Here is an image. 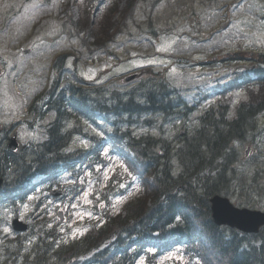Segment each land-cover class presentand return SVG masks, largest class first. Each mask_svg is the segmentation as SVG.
I'll use <instances>...</instances> for the list:
<instances>
[{"label": "rangeland", "instance_id": "1", "mask_svg": "<svg viewBox=\"0 0 264 264\" xmlns=\"http://www.w3.org/2000/svg\"><path fill=\"white\" fill-rule=\"evenodd\" d=\"M38 1L40 0H0V122L28 118L26 113L29 105L41 94H46V90L51 86L52 77L57 78L59 70H57L58 74H55L54 66L57 62L56 58L63 53L67 55L62 66L63 78L59 81L60 85L66 87L70 78L81 85H96L104 88L101 93L107 92L115 98L112 104L117 103L128 90L137 93L138 81H124L125 75L150 66L157 69L167 68L171 83L182 87L179 91L186 94L187 101H179L176 108L180 110L178 109L179 112L174 114L157 113L154 116L148 114L122 122L124 116L115 122L117 115H107L102 110H95L92 113L93 117H90L84 126L85 129L89 127L90 133L98 135L102 141L108 140L107 134H114V124L122 125L120 132H128L130 128L133 131L131 133L129 130L131 135H155L168 141H175H171L172 143H178L177 139L186 134L204 128L209 123L213 124L212 121L209 122L210 120L217 124L224 121L231 123L236 111L239 113L238 120H243V105L240 107L236 105L245 95L243 88L232 91V107L227 106L221 110L209 109L206 114H203L204 108L218 95L211 94L210 98L202 99L199 92L217 79L224 81L232 75H237L242 68L258 64L257 60L264 54L262 53L264 52V0H161L153 8H151L153 0H145L137 9L135 18L129 19L121 30L115 28L105 32L103 27L106 19L119 6H123L124 9L127 2L103 0L93 11L95 5L90 4V0H75L70 9L72 16L76 19L82 18L86 9L93 12L92 29L103 40L102 46L94 47L93 52L89 50L84 34L71 23L69 11L65 9L71 0H58L56 4L50 0H42L44 6H38ZM148 23L158 32L156 36L150 33ZM93 38L90 37L89 43H93ZM152 40L157 41L156 44ZM26 49L29 52H26ZM106 49H109L110 54L106 53ZM234 52H241L245 58L228 56V53L234 54ZM251 52L261 53H257L254 61ZM176 57L184 61L178 63ZM75 68L78 71L72 76ZM237 84H242V81H238ZM13 96L20 98L18 103H14ZM92 98L97 99L92 95L86 97L89 111L92 107L97 108L96 104L91 103ZM172 99L174 102L178 101L177 98ZM38 104L41 109L50 113L43 120L54 117L55 111H48L43 99ZM188 104L192 106L196 104V106L191 108ZM74 110L78 111L75 108ZM259 110L260 115L257 117L260 122L264 120V112ZM257 117L253 138L242 141V144L237 143L236 147L240 151L239 168L244 167L248 173L256 167L257 170H261L255 188L263 189L264 126L257 122ZM39 131L31 133L27 128L21 129V133L31 136L29 140L36 143L41 139ZM79 136L83 137L77 138ZM22 139L28 141L26 138ZM93 142L94 139L88 134L78 133L74 136L68 151L73 152L79 148L89 149ZM248 146H251L253 151L246 152L252 154L247 158L245 148ZM4 148L0 146V155ZM103 151L108 155L109 167L118 166L114 163L120 159V156L108 154V145L103 147ZM25 157L26 160L17 162L13 169L17 167L28 169L26 164L31 160V156L26 154ZM242 161L245 162L244 166ZM118 163L121 164L119 160ZM119 173L123 175L124 171L121 170ZM88 174L86 168L81 180H86L84 177ZM58 175L59 183L69 186L68 184L73 183L70 179L76 177V172L73 174L61 168ZM109 175L110 171L106 170L103 181ZM247 177L248 174L240 173L234 180L242 186L246 184L247 188L249 184ZM11 178L12 181L14 178L18 179L16 174H12ZM31 178L24 186L26 190H32V193L27 201L18 203L19 208L11 203V192L5 188V195L7 194L8 198L6 202H0V264H13V259L19 257L13 259L11 257L7 260L6 247L11 251L19 245L12 246L13 241L25 243L24 249L29 251L45 238V228L50 230L54 226L61 237L60 242L73 240L85 232L83 221L92 214L86 205H89L87 202L96 183L93 176L90 178L91 184L76 196H72L68 188L65 191L67 195L57 198H47L49 185L57 183L50 181L47 183L43 176ZM234 180H231V190L228 189L230 193L248 195L249 193L246 194L248 191H236L232 188ZM129 181L130 177L125 178L121 185L127 187ZM5 184L10 183L4 181L1 190H4ZM134 185L137 189L138 184ZM131 191L130 187L124 195L118 197L115 209L119 210L122 207ZM250 198L256 206L261 207L260 204L264 203L262 193L250 192ZM58 209L65 211L64 222L59 220ZM258 209L264 210L263 206ZM14 218H20L30 227L23 233L15 232L16 230L11 227ZM182 248L177 245L170 249L160 261L163 264L186 263L188 257ZM217 262L223 264L222 257ZM16 263L25 264L23 259L17 260ZM139 263L142 264L143 259ZM78 264L88 263L81 261Z\"/></svg>", "mask_w": 264, "mask_h": 264}, {"label": "trees", "instance_id": "2", "mask_svg": "<svg viewBox=\"0 0 264 264\" xmlns=\"http://www.w3.org/2000/svg\"><path fill=\"white\" fill-rule=\"evenodd\" d=\"M141 1L143 0H125L127 5L124 9L119 6L118 15L111 18L110 29L113 25L122 26ZM157 4L158 0H153L152 8ZM122 14L123 19L120 21L119 15ZM73 22L83 24L85 32H90V15ZM65 57L61 56L56 60L55 67L59 74L57 71L58 76L52 78L53 84L45 95L49 96L46 100L47 110H53L57 115L49 127V139L39 149V155L27 163H36L35 167L52 176L56 166L73 156L81 165H87L92 171L100 173V180L101 173L108 164L103 147L108 145L109 153L120 155L125 166L127 165V174L139 178L142 189L132 194L119 210L115 209L113 198L123 194L125 190L115 183L123 175L118 171L114 172L104 186L97 185L94 189L92 198L96 202L92 205L96 214L85 220V234L61 243L57 234V240L37 245L28 253H24L27 251L24 243L14 242V245H19L15 250H9V258L19 256L13 259L15 263L25 258V264H76L83 256L88 257L91 264H139L141 258L144 259V264H161L160 259L169 247L182 243L190 259L194 256L201 260L199 264H221L217 262L221 257L223 264H264V230L260 234L252 235L219 227L212 219L210 208V198L214 195L233 194L229 191L231 180L240 173L248 174L247 188L246 184L242 186L236 180L232 188L236 191H248L246 194H249L236 197L239 202L249 201L255 206L250 192L264 194V188H255L261 170L256 167L248 173L244 167L239 168L238 149L235 146L236 140L242 142L253 138V130L248 126L254 120L252 112L264 109L263 88L250 102L244 103L243 120L238 118L231 123L224 121L220 124L210 120L213 124L208 122L204 128L177 139L178 143L150 135L133 136L129 130L120 132L122 125L114 124V134L107 135L108 140L97 138L92 149L67 153L64 151L69 143L70 132H63L64 125L78 119L74 114H86L87 96L97 98H92L91 103L97 105V108L92 109L102 110L107 115H117L115 122L124 116L127 118L124 117L122 122L150 113L168 115L179 111L176 108L178 102L172 99L177 98L174 94L175 85H171L166 69L151 66L143 70L144 74L137 80L138 94L128 90L115 104H112L115 98L111 94L101 93L104 88L93 84L81 85L73 79L67 82L69 96L66 97L64 93H59ZM259 62L264 64V56L259 57ZM261 70L262 68L258 69V74L264 77V71ZM77 71L75 68L73 76ZM178 94L185 98L183 93ZM89 116L93 117V114ZM250 116L252 117L249 118ZM257 122L262 125L258 117ZM18 156L12 153L5 158L7 161L0 160L1 175L12 171L15 163L24 161L17 160ZM242 164L244 166L245 162L242 161ZM97 165H100V171ZM23 171L24 169L19 173ZM20 183L21 181L14 178L13 184L5 187L11 192V198L19 194L16 186ZM84 186L71 188L72 192L79 193ZM97 194L101 195L99 199ZM7 198V194L2 195L0 202ZM261 206L264 207V203Z\"/></svg>", "mask_w": 264, "mask_h": 264}, {"label": "water", "instance_id": "3", "mask_svg": "<svg viewBox=\"0 0 264 264\" xmlns=\"http://www.w3.org/2000/svg\"><path fill=\"white\" fill-rule=\"evenodd\" d=\"M129 77L128 79H130ZM54 193H57L55 191ZM211 207L213 210L214 221L218 224L230 223L239 229L246 232H258L261 225H264V212L260 210H251L244 208L242 210L236 209L230 201L219 195L211 198ZM61 219L62 212L60 213ZM14 227L18 230L25 229V226L14 221Z\"/></svg>", "mask_w": 264, "mask_h": 264}, {"label": "bare ground", "instance_id": "4", "mask_svg": "<svg viewBox=\"0 0 264 264\" xmlns=\"http://www.w3.org/2000/svg\"><path fill=\"white\" fill-rule=\"evenodd\" d=\"M47 3H48V1H47ZM261 56H264V54L263 55H261ZM257 62H258V64H254V76H259V77H261V78H263L264 79V77L263 76H261L260 74H258V73H260L259 71H258V69H260V68H262V70H261V72H263L264 71V64H262L261 66H258V65H260L261 63L259 62V59L257 60ZM251 73V70H249V71H246L245 72V75L247 76V75H249ZM263 112H264V109H263ZM254 115V120L253 121H251V126H248V127H250L252 130H254L255 128H256V126H255V122H256V117L258 116V115H260V110L258 109V111L257 110H255V111H253L252 112ZM202 116V115H201ZM252 116H250L249 118H251ZM69 122H66L65 123V125H64V129H63V132L64 133H66V132H70V135H69V143H67L66 144V149H65V151L64 152H67V153H70L69 151H68V149H69V146H70V142H72L73 141V138H74V136L75 135H77L78 133H80V134H82V135H87V133H86V131H85V126H84V124H83V122L80 120V119H77V120H74L72 123H69ZM51 126V125H50ZM49 126V127H50ZM71 126V127H70ZM194 132V131H193ZM49 135H50V133H49V128L46 130V132H45V134H44V136L43 137H41V139L36 143V142H33V144H32V149L31 150H33V149H35V148H38V149H41L42 147H43V144L49 139ZM145 136H147V135H145ZM150 136H152V135H150ZM91 137V139H94V142H93V144H92V147H94V143H96V141H97V138L96 137H93V136H90ZM237 143H239V144H242L241 142H238V140H236L235 141V146L237 145ZM92 147L90 148V149H92ZM237 148V147H236ZM80 149H84V150H87L88 148H79V149H77V150H80ZM238 149V148H237ZM30 150V151H31ZM76 150V151H77ZM72 152V151H71ZM73 152H75V151H73ZM13 153V152H12ZM15 154V153H14ZM17 155V154H16ZM25 155L26 154H24V149H23V152L18 156V159L17 160H26V157H25ZM240 155V151H239V149H238V156ZM35 159V157H31V161H33ZM0 160H2V161H7L4 157H1L0 158ZM238 160H239V158H238ZM14 165H17V163H15ZM13 165V166H14ZM27 167H28V169L26 168V167H17V168H15V169H12V171H9V173L8 174H6V175H1L0 174V189H1V185L3 184V182L4 181H6L7 182V178H11V175L12 174H16L17 175V177H18V179L21 181V182H23V183H26L27 181H29L30 179H31V177H32V173H29L28 174V171H29V169L31 168V165L30 164H28L27 163ZM22 169H24V171L23 172H21V173H19ZM11 174V175H10ZM3 186H5V185H3ZM264 230V229H263ZM262 232V231H261ZM260 232V233H261ZM259 233V234H260ZM246 252H249V251H246Z\"/></svg>", "mask_w": 264, "mask_h": 264}, {"label": "flooded vegetation", "instance_id": "5", "mask_svg": "<svg viewBox=\"0 0 264 264\" xmlns=\"http://www.w3.org/2000/svg\"><path fill=\"white\" fill-rule=\"evenodd\" d=\"M35 124H37L36 128L43 130L42 133L46 132V130L49 128V126H45L44 123L40 121H36ZM12 132L13 131L9 133L11 134ZM7 136H8V133L7 132L4 133L3 129L0 128V146L4 147L5 143L8 142V140L10 139V136L8 137ZM32 144L33 143L26 144V146L24 147V154H28V152L32 149ZM10 155H12V152L4 148L1 152L0 158L1 157L6 158ZM13 264H17V263L13 262Z\"/></svg>", "mask_w": 264, "mask_h": 264}]
</instances>
